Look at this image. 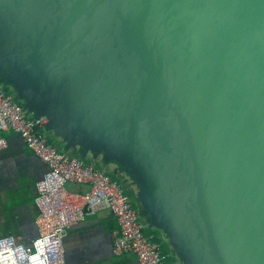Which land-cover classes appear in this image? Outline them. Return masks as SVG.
I'll list each match as a JSON object with an SVG mask.
<instances>
[{
	"label": "water",
	"instance_id": "1",
	"mask_svg": "<svg viewBox=\"0 0 264 264\" xmlns=\"http://www.w3.org/2000/svg\"><path fill=\"white\" fill-rule=\"evenodd\" d=\"M0 88L173 264H264V0H0Z\"/></svg>",
	"mask_w": 264,
	"mask_h": 264
},
{
	"label": "built area",
	"instance_id": "2",
	"mask_svg": "<svg viewBox=\"0 0 264 264\" xmlns=\"http://www.w3.org/2000/svg\"><path fill=\"white\" fill-rule=\"evenodd\" d=\"M46 119L24 116L6 90L0 88V150L6 147L3 132L17 134L24 145L47 166L35 183L36 237L29 243L13 235L0 237V264H65L63 240L68 229L101 209H108L117 229L112 233L115 255L132 253L137 264H166L167 255L152 235L144 232L136 209L122 185L93 162L74 158L51 145L43 135ZM86 184L73 192L66 184Z\"/></svg>",
	"mask_w": 264,
	"mask_h": 264
},
{
	"label": "crops",
	"instance_id": "3",
	"mask_svg": "<svg viewBox=\"0 0 264 264\" xmlns=\"http://www.w3.org/2000/svg\"><path fill=\"white\" fill-rule=\"evenodd\" d=\"M2 135L6 147L0 150V237L10 234L29 244L37 235L35 183L47 166L17 134L7 131ZM66 189L85 192L88 185L67 183ZM116 229V221L108 209H101L71 226L63 240L65 264H137L132 253L113 254L111 240Z\"/></svg>",
	"mask_w": 264,
	"mask_h": 264
},
{
	"label": "rangeland",
	"instance_id": "4",
	"mask_svg": "<svg viewBox=\"0 0 264 264\" xmlns=\"http://www.w3.org/2000/svg\"><path fill=\"white\" fill-rule=\"evenodd\" d=\"M53 144V143H51ZM54 145V144H53ZM55 146V145H54ZM143 229H144V226L142 225ZM155 241L160 245V250L161 252L164 254L167 252V249L165 247V245L161 242V240L159 238L155 239ZM167 255V254H166ZM165 263L166 264H173V260L170 258V257H166L165 258Z\"/></svg>",
	"mask_w": 264,
	"mask_h": 264
},
{
	"label": "trees",
	"instance_id": "5",
	"mask_svg": "<svg viewBox=\"0 0 264 264\" xmlns=\"http://www.w3.org/2000/svg\"><path fill=\"white\" fill-rule=\"evenodd\" d=\"M165 255L167 254V252L166 253H164Z\"/></svg>",
	"mask_w": 264,
	"mask_h": 264
}]
</instances>
